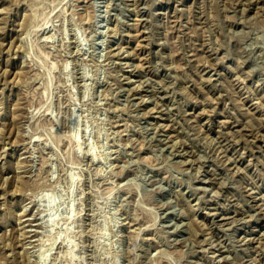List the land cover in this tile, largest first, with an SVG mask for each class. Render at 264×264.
Wrapping results in <instances>:
<instances>
[{
  "label": "rangeland",
  "instance_id": "obj_1",
  "mask_svg": "<svg viewBox=\"0 0 264 264\" xmlns=\"http://www.w3.org/2000/svg\"><path fill=\"white\" fill-rule=\"evenodd\" d=\"M0 264H264V0H0Z\"/></svg>",
  "mask_w": 264,
  "mask_h": 264
},
{
  "label": "bare ground",
  "instance_id": "obj_2",
  "mask_svg": "<svg viewBox=\"0 0 264 264\" xmlns=\"http://www.w3.org/2000/svg\"><path fill=\"white\" fill-rule=\"evenodd\" d=\"M29 221V220H28Z\"/></svg>",
  "mask_w": 264,
  "mask_h": 264
}]
</instances>
